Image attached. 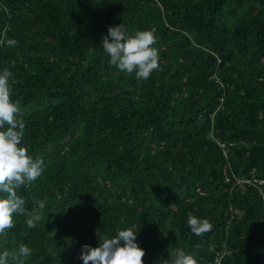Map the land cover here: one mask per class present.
<instances>
[{"label": "trees", "instance_id": "1", "mask_svg": "<svg viewBox=\"0 0 264 264\" xmlns=\"http://www.w3.org/2000/svg\"><path fill=\"white\" fill-rule=\"evenodd\" d=\"M121 23L156 37L146 80L109 64ZM5 69L44 171L18 190L42 219L15 215L0 254L23 243L25 264H83L84 245L131 228L143 264L177 249L264 264V0H0ZM189 214L211 230L194 235Z\"/></svg>", "mask_w": 264, "mask_h": 264}, {"label": "clouds", "instance_id": "2", "mask_svg": "<svg viewBox=\"0 0 264 264\" xmlns=\"http://www.w3.org/2000/svg\"><path fill=\"white\" fill-rule=\"evenodd\" d=\"M14 45L15 41L9 42ZM156 37L151 31H136L129 34L125 24L109 26L108 34L103 38L102 46L109 57V64L119 71L133 74L137 79H148L158 68V50L152 45ZM12 73L5 69L0 73V235L15 227L14 216L27 217L28 228H33L42 219L40 212L33 208L29 211L26 201L18 190L30 188L44 171V161L34 159L27 148L21 146L25 135V123L19 102L11 98L9 78ZM46 207L43 201L38 208ZM187 224L196 236H203L212 228L206 219H199L189 214ZM138 231L131 228L119 230L109 238L100 237L98 247L83 246L80 259L83 264H143L145 250L136 242ZM31 254V249L21 243L18 251L5 250L0 254V264H25L24 257ZM171 264H197L192 254L177 249L172 256Z\"/></svg>", "mask_w": 264, "mask_h": 264}, {"label": "built area", "instance_id": "3", "mask_svg": "<svg viewBox=\"0 0 264 264\" xmlns=\"http://www.w3.org/2000/svg\"><path fill=\"white\" fill-rule=\"evenodd\" d=\"M240 181H243V180H240ZM255 181H258L259 183H263V180L262 179H255Z\"/></svg>", "mask_w": 264, "mask_h": 264}]
</instances>
